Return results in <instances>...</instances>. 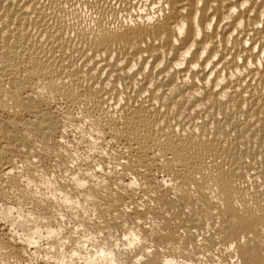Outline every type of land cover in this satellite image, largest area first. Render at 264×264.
Returning a JSON list of instances; mask_svg holds the SVG:
<instances>
[{"label": "bare ground", "instance_id": "bare-ground-1", "mask_svg": "<svg viewBox=\"0 0 264 264\" xmlns=\"http://www.w3.org/2000/svg\"><path fill=\"white\" fill-rule=\"evenodd\" d=\"M241 2L0 0V220L117 264H264V7L225 24Z\"/></svg>", "mask_w": 264, "mask_h": 264}, {"label": "clouds", "instance_id": "clouds-1", "mask_svg": "<svg viewBox=\"0 0 264 264\" xmlns=\"http://www.w3.org/2000/svg\"><path fill=\"white\" fill-rule=\"evenodd\" d=\"M204 0H197L202 4ZM132 5L139 4L149 11H158L164 4V0H129ZM255 3L264 7V0H242L238 6H233L230 12L224 16L227 24L232 17L236 16L242 9H248ZM154 6V7H153ZM164 13H161L163 16ZM159 22V17H154ZM264 27V23L260 25ZM187 22L179 20L168 29L159 34L161 40L175 36L180 41L187 33ZM207 30H213V23L207 25ZM201 33L197 28L195 37L186 49L183 50L175 69L184 68L185 61L192 56L196 50L197 41ZM211 44L204 47L199 55L198 61L193 62L191 67L199 69V60H203L208 53ZM164 67V63H160ZM7 229V231H5ZM54 245V246H53ZM90 249L84 244L70 243L67 238H62L58 233L41 238L39 233H34L31 225L13 220H0V264H100L101 260H107L108 264H117L114 257L110 258L107 251L97 250L95 255L90 254Z\"/></svg>", "mask_w": 264, "mask_h": 264}]
</instances>
